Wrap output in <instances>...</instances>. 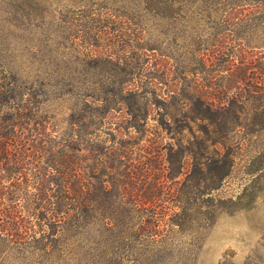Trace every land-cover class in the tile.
I'll return each instance as SVG.
<instances>
[{"label": "rangeland", "instance_id": "1", "mask_svg": "<svg viewBox=\"0 0 264 264\" xmlns=\"http://www.w3.org/2000/svg\"><path fill=\"white\" fill-rule=\"evenodd\" d=\"M145 2L0 0V95L9 97L6 105L0 104V118L19 105L18 93L25 86L28 96L24 100L47 116L55 131L76 134L67 126L69 116L95 107L83 94H98L101 88L124 78L110 65L101 70L91 55L108 43L96 40L107 8L139 19L146 31L144 43L151 48L179 59V63L196 66L197 77L186 78L187 84L196 79L191 88L204 85L207 79L202 78L216 69L203 60L213 56L211 46L217 43L215 33L219 32L246 36L249 44L244 46L242 41L241 54L253 53L251 63L236 72L245 73L251 81H264L257 71L260 52L264 53V11L253 14L248 8L187 6L178 1L165 8L169 17L161 20L146 10ZM172 77L151 69L125 77L128 88L156 102L159 114L150 110L147 129L161 137L173 136V132L166 135L169 122L161 116L165 110L179 108L173 98L180 86L187 89L183 83L172 84ZM223 85L205 90L217 98ZM242 97L230 111L213 117L218 133L207 145L212 160L206 170H202L200 157L193 167L192 160L186 158L180 174L178 165L170 172L156 165L131 168L130 195L141 191L149 202L141 209L132 200L126 207L115 208L118 217L127 214L132 219L127 231L138 237L130 262L123 264H264V88ZM119 119L111 122L124 120ZM130 133L136 135L132 128ZM110 134L105 125L98 127L95 141L85 139L80 154L87 156L93 144H109ZM214 150L224 153V158L219 160ZM153 196L159 201H151Z\"/></svg>", "mask_w": 264, "mask_h": 264}, {"label": "trees", "instance_id": "2", "mask_svg": "<svg viewBox=\"0 0 264 264\" xmlns=\"http://www.w3.org/2000/svg\"><path fill=\"white\" fill-rule=\"evenodd\" d=\"M145 1L146 10L161 20L169 17L165 8L178 1L187 6L248 8L253 14L264 11V0ZM112 11L105 9V20L96 37L108 43L91 55L102 66L101 70L110 65L124 78L101 88L98 94H83L95 107L69 116L67 126L76 134L55 131L50 119L24 100L28 96L25 86L18 93L19 105L3 112L0 118V264L130 262L138 237L127 231L132 219L127 214L118 217L114 211L126 207L131 200L140 209L149 202L141 191L130 195L131 168L156 165L170 172L178 165L180 174L186 158L192 160L193 167L200 157L202 170H206L212 160L207 154V145L218 133L213 117L242 102L243 93L251 96L264 88V81H251L245 73L236 72L250 64L253 55L241 54L242 41L246 42L244 46L249 44L241 32L215 33L217 43L211 46L213 56L203 61L216 69L202 78V81L207 79L204 85L191 88V82L196 79L187 84L186 78L197 77L196 66L191 62L179 63V59L151 48L144 43L146 31L139 19ZM87 46L93 44L87 43ZM259 60L257 71L263 76L264 53L260 52ZM149 69L173 76L172 84L186 85V91L180 86L173 98L180 104L179 108L165 110L161 116L162 121L169 122L166 135L173 132V136L161 137L148 131L149 112L159 114V107L155 101L145 100L142 93L128 88L129 82L125 80L127 75L140 76ZM220 72L226 74L221 76ZM223 82L217 98L205 90L212 85L220 87ZM3 96L0 95V104L6 105L9 97ZM143 99L145 102L139 103ZM114 118L124 120L111 122ZM104 125L111 132L110 143L93 144L87 156L81 155L85 139L94 142V133ZM131 128L135 136L131 135ZM198 135L199 141L192 147ZM185 137H188L186 141ZM133 150H137L135 155ZM214 153L220 156L219 160L224 158V153L218 150ZM143 180L142 177L140 183ZM151 201L159 199L153 196ZM119 228L122 230L117 231Z\"/></svg>", "mask_w": 264, "mask_h": 264}]
</instances>
